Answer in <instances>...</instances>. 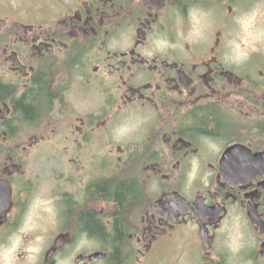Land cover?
Listing matches in <instances>:
<instances>
[{
	"label": "flooded vegetation",
	"instance_id": "1",
	"mask_svg": "<svg viewBox=\"0 0 264 264\" xmlns=\"http://www.w3.org/2000/svg\"><path fill=\"white\" fill-rule=\"evenodd\" d=\"M239 1L0 0V264H264Z\"/></svg>",
	"mask_w": 264,
	"mask_h": 264
},
{
	"label": "rangeland",
	"instance_id": "2",
	"mask_svg": "<svg viewBox=\"0 0 264 264\" xmlns=\"http://www.w3.org/2000/svg\"><path fill=\"white\" fill-rule=\"evenodd\" d=\"M236 9L237 17L232 30L234 45L264 48V0H255L251 5L246 0H240ZM203 19L204 16L195 19L194 28L201 26Z\"/></svg>",
	"mask_w": 264,
	"mask_h": 264
},
{
	"label": "trees",
	"instance_id": "3",
	"mask_svg": "<svg viewBox=\"0 0 264 264\" xmlns=\"http://www.w3.org/2000/svg\"><path fill=\"white\" fill-rule=\"evenodd\" d=\"M3 89L4 88L0 85V96L3 95V93H4ZM33 112H34L33 106H27L24 109V114L27 117H32ZM131 190H132V188L129 185H126V184L117 185V186H115L114 198H116L119 202L123 203L124 200L129 195V193L131 192ZM86 218L89 221V224L87 223V226H88L90 231H96L100 235L105 234V229L99 222H96L94 219L92 220L90 215H86ZM116 231L120 237L121 230H118V228H116Z\"/></svg>",
	"mask_w": 264,
	"mask_h": 264
}]
</instances>
